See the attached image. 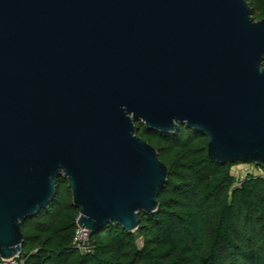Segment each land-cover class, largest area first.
<instances>
[{"label": "water", "instance_id": "1", "mask_svg": "<svg viewBox=\"0 0 264 264\" xmlns=\"http://www.w3.org/2000/svg\"><path fill=\"white\" fill-rule=\"evenodd\" d=\"M264 166V19L248 0H0V257L68 181L77 225L139 229L168 180L136 123Z\"/></svg>", "mask_w": 264, "mask_h": 264}, {"label": "trees", "instance_id": "2", "mask_svg": "<svg viewBox=\"0 0 264 264\" xmlns=\"http://www.w3.org/2000/svg\"><path fill=\"white\" fill-rule=\"evenodd\" d=\"M248 2L264 19V0ZM136 125L169 172L157 212L141 213L134 233L108 225L91 235L93 251L80 253L73 245L80 209L61 177L54 202L22 224L24 264H264V175L235 185L234 164L209 157L205 134L184 125L174 134Z\"/></svg>", "mask_w": 264, "mask_h": 264}, {"label": "built area", "instance_id": "3", "mask_svg": "<svg viewBox=\"0 0 264 264\" xmlns=\"http://www.w3.org/2000/svg\"><path fill=\"white\" fill-rule=\"evenodd\" d=\"M92 233L77 225L73 245L74 248L80 253H90L93 251V244L91 240ZM0 264H24V261L21 259V254L5 259L0 257Z\"/></svg>", "mask_w": 264, "mask_h": 264}, {"label": "rangeland", "instance_id": "4", "mask_svg": "<svg viewBox=\"0 0 264 264\" xmlns=\"http://www.w3.org/2000/svg\"><path fill=\"white\" fill-rule=\"evenodd\" d=\"M253 16V15H252ZM255 18L256 21H260L262 19H258V16L254 15L253 16ZM234 166L232 167L231 171L232 174L235 177V185H239L241 180L245 179L248 176L251 175H255V176H259V175H264V170L261 169L258 164L255 163H245V162H241V163H233ZM137 243L140 247H142L143 245V237L140 235H137Z\"/></svg>", "mask_w": 264, "mask_h": 264}]
</instances>
